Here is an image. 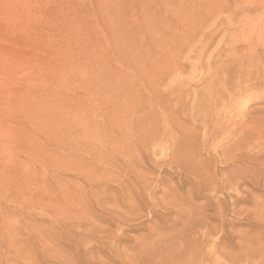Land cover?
<instances>
[{"label":"rangeland","instance_id":"1","mask_svg":"<svg viewBox=\"0 0 264 264\" xmlns=\"http://www.w3.org/2000/svg\"><path fill=\"white\" fill-rule=\"evenodd\" d=\"M243 8L257 9L248 14L251 22L239 24L240 33L237 27L226 30L246 18L239 11ZM210 10L217 12L199 30L221 33L205 64L215 49L213 55L218 51L223 58L250 51L248 46L225 50L234 45L232 35L241 40L259 34V52H264V0H0V264H158L174 244L200 237L206 227L218 237L223 220L231 244L259 233L256 216L246 214L253 205L231 200L239 195L253 203L261 192L240 182L235 192L212 197L195 175L171 167L161 150L145 158L131 144L135 137L123 120L101 112L121 79L128 86L127 80H135L143 93L139 84L155 68L150 66L154 60L160 71L181 66L158 83L161 89L181 82L196 88L195 77H205L210 69L195 68L196 52L184 49L177 55L172 48L178 49L193 23ZM248 68L232 92L253 83L259 88L234 97L222 120L233 117L254 127L264 119V75ZM259 68L263 72L264 64ZM255 75L259 83L251 81ZM227 124L225 134L215 137L202 120L189 123L193 141L188 150L195 156L196 174L201 171L218 185L236 168L213 158L235 139L230 133L236 128ZM252 145L254 153L262 151L264 134ZM124 189L127 195L136 193L134 199L116 194ZM179 202L193 215L187 226ZM106 214L122 220L109 224ZM113 238L118 241L110 251ZM214 248L219 251L213 258L221 262L225 250L221 244Z\"/></svg>","mask_w":264,"mask_h":264},{"label":"bare ground","instance_id":"2","mask_svg":"<svg viewBox=\"0 0 264 264\" xmlns=\"http://www.w3.org/2000/svg\"><path fill=\"white\" fill-rule=\"evenodd\" d=\"M217 10H210L207 11L206 14H202L203 16L201 17V19L196 20L197 23L194 22L192 25V30L188 32L189 38L183 40L182 42L179 41L180 44L177 47L178 49L172 48V50H174L175 54L177 55H179L184 49L191 53L196 52L197 55L195 59L197 61V64L194 65L196 66L195 68L199 69L203 68L204 66H208V68L210 69V72L205 77H195V81L198 83V86L196 88H192V85L188 82L186 84H183L185 82H181L178 84H170L169 88L161 89L160 84L158 83H162L163 81L167 80L173 73V71L178 70L181 66L178 67V65L175 64L173 65V67H165V69L162 68L163 70L160 71L159 66H157L160 63L157 60H154L150 66L155 65V68H151L152 70H148L145 73V78H147V80L149 81L146 80L139 84L143 87V93L138 92V90L136 89L138 85L134 86V82H136L135 80H127V84L129 83L128 86L126 85L125 80L120 78L121 81H118L119 83L114 86V89L111 91L112 93L110 92V102L105 103L104 107L102 106L101 112L103 113V115H112L111 117H113L115 119L114 121L116 122H119V119L123 120L124 127L130 132V135H133L132 137H135L134 140L131 139V144H133L136 150L139 153H142L145 158H148V153L161 150L163 154L160 155L168 159L167 162L171 167L178 169V171L180 172L195 175L198 179V182L196 183H198L200 189H204L206 191L208 190L209 192H211L212 197L213 195H216L215 197H218L217 195H219V197L221 195H225V190L228 191L227 193H230L232 191L235 192L236 186L240 182L248 183L253 190L261 192V195L257 196L259 197L257 200L253 199L255 201L253 203H249L246 196L243 197L239 195L234 196L235 198L231 200L234 205H237L239 203H248L253 205V210L246 214L247 216H256V220L261 225L260 231H258L259 233L257 232L258 234L255 236H243V238L241 239L242 241L237 245L231 244L232 239L230 238V235L224 231V226H226V224L223 220L221 223V229L218 232L220 233L218 237L211 234L210 227H206V230L201 234L200 237H193L189 241H186L185 244H181L180 246L174 244L175 246H173L169 252L165 253L163 257H160L158 259L160 260L158 264H264V149H261L262 151H257L254 153L253 151L255 149V143L254 145H252V142L255 138L260 139L262 134H264V119H260V121H258V126L255 125L254 127H248L246 124H241L242 122H236L233 117H228L226 121L222 120L227 112H229V109L231 107L229 103L233 101L234 97L240 99L246 96L251 89L259 88V84L257 86L256 83H253L251 86L240 90L238 93L232 92L234 88H238L239 83L245 80L244 69L246 67H253L255 68L256 74L262 73V76L264 75V70L263 72H258L260 69L259 65L264 64V52H259V48H261L260 43L262 40L259 38V34H254V36L251 34L252 36H245L243 37V39L241 38V36V40H234L235 35H232L231 39L234 45L230 44L226 46L225 50H232V52H236L238 49H242L243 47L248 46L247 48L250 51L248 53H245V55L242 54L238 57L234 54L232 58H230V56L229 58H223L222 54H218V51L216 52L215 56L213 55L216 51L215 49L212 53L209 54V57L206 59L205 64V54L212 47L215 38L220 35L221 29L214 31L213 33H204L199 29L203 21H206L213 13H216ZM239 11L242 14L245 13L242 17L246 18L238 20L236 24H228L226 26V30L230 27H237V30H239V27L243 25L242 23H244V20L245 24H248V22L250 23L251 18L248 16V14L251 11H257V9L243 8L239 9ZM230 19L231 17L229 18V20ZM226 30L223 33L221 39L226 38ZM240 32L241 30H239V33ZM197 37L198 40L196 42L190 43V39H196ZM161 43V45L164 46L166 42L161 41ZM172 50L169 51L173 53ZM259 79L260 77L258 75H255L254 78H251V81L254 80V82H257ZM124 83L126 86L124 85ZM261 83V85L264 86V82ZM199 120H202L205 123V128L209 130L210 136L211 134L215 137L223 136L225 134V124L227 123L231 124V127L236 128L233 132L230 133V136H235L234 141L218 150L217 152H213V158L215 161H223L225 165L231 163L233 167L236 166V168L231 172L230 175H228L224 179L222 178L223 181L221 182V184L219 182L220 185L207 179L206 177L203 178V175L205 174L199 170V172L196 174L197 163L194 162L195 156L188 150L189 144H192L193 141V137L190 132L191 130H189V123ZM108 121L110 120L108 119ZM244 121L245 120H243V123ZM113 127L116 126L113 124ZM107 137L109 140V136ZM224 139L225 138H222V140ZM109 142L110 140L108 141V143ZM160 155L158 156V158L160 157ZM160 161L163 162L162 159ZM160 161L155 162V164L160 163L161 165ZM115 164L118 165V163ZM133 169L134 167L132 168V170ZM100 171L102 170L100 169ZM106 172L109 173L108 171ZM126 172H124V174ZM128 181H130V178ZM132 183L133 182H131V184ZM140 186H143V184ZM260 187L262 190L259 189ZM125 188L127 187L125 186ZM125 190L126 189H124V191L116 190V194H118L121 198L125 197L126 195L128 199H134L133 195L136 193H130L127 195L125 193ZM117 202L118 200H116L115 203ZM166 202L169 203V201ZM181 205L182 203L179 202L178 209L181 211L180 214L182 215V217L187 219V222L185 221L184 223L185 226H187L193 221V215L190 214V208L181 209ZM218 210L219 215H221L222 209L219 208ZM106 219V222H108L109 224H119L117 223V221L120 219L122 220V217L116 214H106ZM248 225L253 228L256 227V225L254 224L252 225L248 223ZM191 235H189L188 238L191 237ZM102 236L107 237L108 234H103ZM113 240L114 242L111 243L110 251L113 250L115 242L118 241L116 238H113ZM210 242L211 244H209ZM219 244H221L222 249L225 250L224 252H221V262L217 261L216 257L215 259L213 258V255L216 253V251H219V249L215 251L214 246L216 247Z\"/></svg>","mask_w":264,"mask_h":264}]
</instances>
